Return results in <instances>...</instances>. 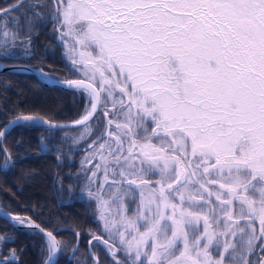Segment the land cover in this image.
<instances>
[{
  "label": "snow or ice",
  "instance_id": "6c2138e0",
  "mask_svg": "<svg viewBox=\"0 0 264 264\" xmlns=\"http://www.w3.org/2000/svg\"><path fill=\"white\" fill-rule=\"evenodd\" d=\"M19 11L31 15L10 16ZM47 19L84 76L63 84L90 97L74 124L95 137L81 167L99 160L86 176L93 184L103 166L104 182L88 196L105 230L119 236V248L104 241L115 264H257L245 253L264 252V243L256 245L264 241V0H29L27 9L21 0L0 8V57L21 46L30 55L34 29ZM102 94L114 115L106 108V128L95 134L89 122H102L94 115ZM40 123L49 122H10ZM63 127L49 124V131ZM13 164L9 156L0 168ZM12 220L44 233V264H57L67 241L31 220ZM11 242L0 237V253ZM0 264H20L17 250Z\"/></svg>",
  "mask_w": 264,
  "mask_h": 264
},
{
  "label": "trees",
  "instance_id": "16d2710c",
  "mask_svg": "<svg viewBox=\"0 0 264 264\" xmlns=\"http://www.w3.org/2000/svg\"><path fill=\"white\" fill-rule=\"evenodd\" d=\"M20 2L0 0V8ZM44 2L51 5L52 0ZM24 3L27 8L29 0ZM38 10L47 16L51 8ZM11 15L19 16L23 22V16L31 15V12H12ZM58 37L59 32L47 19L34 29L33 44L28 49L30 55H25L23 46L16 47L11 57H0V65L28 66L59 80L79 79L71 62L66 59ZM74 91L45 85L32 73L1 71L0 132L10 121L22 116H39L54 123L79 119L88 101L83 92L75 91L74 94ZM103 114L100 109L96 115L102 121L97 126L98 130L107 124ZM92 123L97 125L96 120ZM78 130L49 131L48 127L37 125L12 127L0 143V165L6 157L14 160L10 169L0 168V207L10 214L30 219L45 231H53L58 241H67V247L61 248L57 264H115L104 243L108 241V234L97 218L98 213H94L91 202L84 197L86 176H90V168L96 161L81 167L88 149L83 145H72L67 135ZM94 138L92 135L91 140ZM42 146H46L47 150ZM57 149H62V153H58ZM58 154L60 160L57 159ZM40 171L44 175H39ZM78 172L79 178L76 176ZM74 231L79 236L77 245ZM4 236L11 237L13 242L3 245L0 258L11 249H16L20 264H44L47 251L42 252L43 235L33 230L18 229L0 217V237ZM102 240L103 246L100 244ZM259 243L264 241L259 240ZM110 244L118 248L115 243ZM123 256L120 250L116 258ZM261 258L259 255L257 264Z\"/></svg>",
  "mask_w": 264,
  "mask_h": 264
},
{
  "label": "rangeland",
  "instance_id": "374dc122",
  "mask_svg": "<svg viewBox=\"0 0 264 264\" xmlns=\"http://www.w3.org/2000/svg\"><path fill=\"white\" fill-rule=\"evenodd\" d=\"M25 1V0H24ZM32 2H35V0H32ZM25 9H27V8H25ZM28 12V11H27ZM24 13V12H23ZM12 16H14V15H11V17ZM16 43L18 44V42L16 41ZM63 45V44H62ZM9 47L11 48V41L9 40ZM64 47V46H63ZM12 50V52H13V50H14V48H12L11 49ZM64 55H65V57H66V59H67V56H66V49L64 48ZM69 62H71V60H69V59H67ZM73 67V66H72ZM75 72H76V74L80 77V79H84V76H83V74L80 72V71H77V70H75L74 68H72ZM43 78L44 79H46L45 78V76H43ZM48 80V79H47ZM50 80V79H49ZM82 92V91H81ZM84 93V92H83ZM85 94V97H86V99H87V101H88V103H87V106H86V108L87 109H90L91 108V101H90V97H88V95H87V93H84ZM86 108H85V110H86ZM109 109V111H110V115H109V117L108 118H113V115H114V113L111 111V105L110 104H108L107 102H106V98H105V95L104 94H102V100H101V103H100V109L102 110V112H104V110L105 109ZM104 115V114H103ZM90 126H91V132L93 133V132H95L96 134H99V133H101V132H103L104 130H105V128H106V125H104V126H102V128H100L99 130L97 129V125L95 124V123H92V124H90ZM79 130L77 131V132H75V133H71V134H67L68 136H69V138L71 139V144L72 145H83L85 148H87L88 150L85 152V154H84V156H83V158L85 157V156H87L89 153H91L94 149H92V148H89L88 147V145L89 144H91L92 143V140H91V138H92V135L91 134H89V133H85V129H84V127H81V128H78ZM111 131H113V132H116L117 130H116V128H115V124H113L112 125V127H111ZM82 133H84V137L81 139V134ZM113 143H114V141H113ZM45 149V148H44ZM105 154H107V153H105ZM82 158V159H83ZM93 161H96V163L95 164H93L92 165V167L90 168V172H91V170L92 169H94L95 168V166H96V164H98L99 163V160L98 159H94ZM93 163V162H92ZM92 163H90L89 165H91ZM86 165V164H85ZM84 165V166H85ZM39 175H44V172H42V171H40L39 172ZM90 176H91V173H90ZM117 179H119V177L117 176L116 177ZM158 178V175L157 176H155V177H150V179H153V180H155V179H157ZM22 180L23 181H25L26 179H25V177H23L22 178ZM109 181H111V175H109ZM104 182V170H103V166H101V169H100V171L99 172H97V177H96V183H93V184H89L88 183V181H87V189L85 190V192H84V197L85 198H87L90 202H91V206H93L94 207V213H98V219H99V221L101 222V225H102V227H103V229H104V231L108 234V241H109V243L111 242V243H115V245L119 248V236H118V234H110L108 231H106L105 230V223H104V220H102L101 218H100V211H99V209H98V206H97V201L95 200V199H90L89 198V196H88V193H89V191H92V192H97L98 190H99V186H100V184L101 183H103ZM111 192L110 191H108V184H105V190H104V192H103V196H104V199L105 200H107V199H109V197L111 196ZM213 201H215V197H212L211 198ZM133 207H135L134 205H133ZM116 208V205H110V211L111 210H114ZM96 215V214H95ZM128 215L129 216H131L132 215V212L130 211L129 213H128ZM109 219H111V216H109ZM26 223V222H25ZM243 223V222H242ZM256 227H257V229H258V224L256 225ZM114 235V239H110V236H113ZM100 244L103 246V240L102 241H100ZM260 243H259V240H257L256 241V245H259ZM123 251V250H122ZM253 251L256 253L255 254V257H253L252 256V254L251 253H245V255L247 256V258L248 259H255L256 261H257V258H258V256L260 255L262 258H264V252H260L258 249H256V248H254L253 249ZM263 253V254H262ZM232 253H231V250L229 251V253H227L226 254V257L227 256H229V255H231ZM48 255H49V253L47 252V255H46V258H45V260L47 259V257H48ZM117 259V258H116ZM44 260V261H45ZM225 264H230V261H228L227 259H226V261H225Z\"/></svg>",
  "mask_w": 264,
  "mask_h": 264
},
{
  "label": "water",
  "instance_id": "95a60500",
  "mask_svg": "<svg viewBox=\"0 0 264 264\" xmlns=\"http://www.w3.org/2000/svg\"><path fill=\"white\" fill-rule=\"evenodd\" d=\"M29 69H33L31 67H28V66H21V65H6V66H1L0 67V72L2 71H12V72H28V73H32L34 74L40 81H42L45 85H49V86H55V87H59V88H63V89H67L66 85L63 84V82H61V85H54L51 81L49 80H46L42 77V75L40 74V70H37L36 71H31ZM75 80H78V79H75ZM99 107H100V104L98 105V112H99ZM97 112V113H98ZM96 113V114H97ZM94 114V115H96ZM23 117V116H22ZM33 117L34 119L36 120H39V121H47L46 119H43L42 117H39V116H31ZM16 119V118H15ZM80 119V118H79ZM11 122V121H10ZM10 122L7 124L9 125V128L7 129V131H9L12 127H14L13 125L10 124ZM49 123H41L42 125L46 126L49 128V124H57V125H64L65 127L61 128V129H71V128H79V127H83V125H76L74 124V122H70V123H54V122H50L48 121ZM5 131V128H3L1 130V132ZM4 139V137H0V141H2ZM0 212L2 213H6L4 212L3 210L0 209ZM7 215H0V217H2L3 219L7 220L9 223L13 224L15 227H17L18 229H31V230H34V231H37L38 233H41L39 231L38 228H32V227H29L28 224H18V223H15L13 220H12V217H14V215H11L9 213H6ZM34 224V223H33ZM36 225V224H35ZM44 232H47L44 230ZM44 235V233H41ZM77 237V240H79L78 236ZM58 255L59 253L57 254V259H58Z\"/></svg>",
  "mask_w": 264,
  "mask_h": 264
},
{
  "label": "bare ground",
  "instance_id": "6f19581e",
  "mask_svg": "<svg viewBox=\"0 0 264 264\" xmlns=\"http://www.w3.org/2000/svg\"><path fill=\"white\" fill-rule=\"evenodd\" d=\"M47 80V79H46Z\"/></svg>",
  "mask_w": 264,
  "mask_h": 264
}]
</instances>
